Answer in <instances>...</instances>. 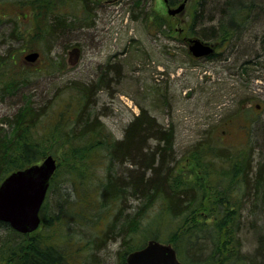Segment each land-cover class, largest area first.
<instances>
[{
  "label": "trees",
  "instance_id": "1",
  "mask_svg": "<svg viewBox=\"0 0 264 264\" xmlns=\"http://www.w3.org/2000/svg\"><path fill=\"white\" fill-rule=\"evenodd\" d=\"M67 1L0 0V24H12L8 40H57L76 17L62 10ZM78 1L82 15L74 25L83 26V20L92 21L91 12L101 0ZM165 1L173 6L182 0ZM4 3L25 11L29 8L31 28L21 31L19 22L28 15L9 13L12 10ZM194 6L180 35L196 36L218 47L251 35L264 57V0H194ZM145 25L149 33L167 38L175 31L172 22L158 14L149 16L148 22L145 18ZM182 36L178 40L184 46ZM183 49L195 62L185 46ZM12 50L0 54L2 94L27 85L29 80L27 72L21 80L15 78L16 71L10 69L16 63ZM51 61L50 65L61 68V61ZM107 71L117 75L118 69ZM101 80L67 83L66 92L72 98L67 95L63 110L49 103L50 98L34 104L32 96L25 93L23 97L28 99L12 115V134L0 135V181L12 170L37 163L45 154L56 157L61 151L65 163L57 165L47 191H55L57 212L43 214L48 208L47 197L41 207V223L47 229L62 218L63 209L72 211L71 217L80 214L86 218L76 210L80 202L87 208L100 206L107 213L115 206L113 218L105 222L109 226L103 237L115 236L114 228L122 224L119 243L123 253L117 264H125L126 254L149 239L171 244L177 258L186 264H264V138L262 146L254 145L247 124L245 139L226 145L220 142L223 130L214 139L212 128H208L189 146L184 162L190 160L193 168L182 174V159L178 160L173 150L172 128L160 124L144 108L125 125L121 137L105 128L94 112L98 102L91 97L100 89ZM52 138L62 144L48 147ZM129 200L134 202V210L125 214ZM92 220L104 222L106 217L100 212ZM37 229L20 233L0 221V264H69L73 252L82 257V248H71L69 237L59 235L56 242ZM88 245L90 259L81 264H98L90 240Z\"/></svg>",
  "mask_w": 264,
  "mask_h": 264
},
{
  "label": "rangeland",
  "instance_id": "2",
  "mask_svg": "<svg viewBox=\"0 0 264 264\" xmlns=\"http://www.w3.org/2000/svg\"><path fill=\"white\" fill-rule=\"evenodd\" d=\"M79 4L78 0H68L62 5L63 11L66 9V12L75 13L76 17L69 21V28L64 27L66 30L54 41L43 37L34 41H29L27 37L25 43L22 40H8L7 34L12 24H0V54L12 47L16 63L10 69L16 71L15 78L21 80L24 72L29 75L27 85L20 84L12 92L0 93V135L9 137L12 134V115L28 99L23 97L25 93L32 96L34 104L46 103L50 98L49 103L63 110L67 95H71L66 92L69 87L67 83L77 80L91 84L102 79L100 89L93 91L91 96L98 102L94 112L99 121L114 137H121L125 125L141 108H145L160 124L172 128L173 150L176 158L182 159V174L188 168H193L190 160L184 162L189 148L202 138L208 128H212L214 139L223 130L219 134L222 137L220 142L237 145L248 135L250 125L252 142L262 146L264 57L258 50L256 38L251 35L238 37L230 45L215 47L210 57L197 58L193 62L184 52L187 44L181 45L178 39L182 35L177 33L182 26L186 28L188 25L196 7L194 0H186L184 9L175 15L166 12L164 0H101L93 10L94 14L91 12L92 21L83 20V26L74 25L82 15ZM4 5L12 10L3 9L5 12L28 15V19L26 17L19 22L21 31L24 27L31 28L29 8L25 11L15 5ZM155 14L172 22L175 29L173 37L147 31L145 18L148 22L149 16ZM3 33H6L5 37ZM30 50L40 53L34 62H26L23 58ZM245 59L253 62L241 66ZM51 60L61 61V68L57 64L50 65ZM259 60L263 63H255ZM115 68L118 69L117 75L107 71ZM205 142L207 145L208 142ZM61 144L62 141L52 138L48 147ZM56 155L57 163L63 165L65 160L61 151ZM95 172L100 174L101 171L97 169ZM54 193L48 192L46 195L48 208L42 209L45 216L57 212L58 199ZM79 204L81 202L76 210L84 213L86 218L80 214L71 217L70 213L73 212L63 209L62 218L56 219L54 226L51 224L47 229L45 224L40 223L37 231L48 233L49 239L56 242L59 235L69 237L67 240L71 248H82V257L75 256L73 252L69 264H81L89 256V240L98 264H117L123 253L119 243L122 224L114 228V231L117 230L115 236L103 237L109 226L105 222L113 218L115 206H111L107 213L100 206L90 205L87 208ZM133 204L130 200L126 201L125 214L134 210ZM94 210L102 212L106 220H92L100 213Z\"/></svg>",
  "mask_w": 264,
  "mask_h": 264
},
{
  "label": "water",
  "instance_id": "3",
  "mask_svg": "<svg viewBox=\"0 0 264 264\" xmlns=\"http://www.w3.org/2000/svg\"><path fill=\"white\" fill-rule=\"evenodd\" d=\"M185 0L176 7H168L169 14L180 12ZM188 50L194 56L208 55L213 44L199 38H188ZM39 53L31 51L24 55L27 61H35ZM57 166L52 155L39 163L16 169L0 182V220L8 222L15 230L26 233L40 223L39 210L46 196L51 176ZM126 264H185L178 260L174 248L167 243L150 239L139 249L130 251Z\"/></svg>",
  "mask_w": 264,
  "mask_h": 264
},
{
  "label": "bare ground",
  "instance_id": "4",
  "mask_svg": "<svg viewBox=\"0 0 264 264\" xmlns=\"http://www.w3.org/2000/svg\"><path fill=\"white\" fill-rule=\"evenodd\" d=\"M157 35H163L162 33L161 34H157ZM163 36H165V35H163ZM166 37V36H165ZM262 61H264V59L262 60ZM260 62V60L259 61H257V62H255V63H263V62ZM251 62H253V60H250V59H245L243 62H242V64H241V66H246V65H248L249 63H251ZM145 109V108H144ZM146 110V109H145ZM147 111V110H146ZM148 112V111H147Z\"/></svg>",
  "mask_w": 264,
  "mask_h": 264
}]
</instances>
